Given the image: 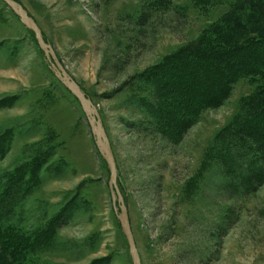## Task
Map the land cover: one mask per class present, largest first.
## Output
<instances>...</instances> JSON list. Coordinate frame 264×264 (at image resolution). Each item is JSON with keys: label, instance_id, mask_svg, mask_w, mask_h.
<instances>
[{"label": "rangeland", "instance_id": "374dc122", "mask_svg": "<svg viewBox=\"0 0 264 264\" xmlns=\"http://www.w3.org/2000/svg\"><path fill=\"white\" fill-rule=\"evenodd\" d=\"M17 1L99 111L142 264H264V175L247 187L207 159L218 131L245 113L257 82L238 78L223 102L183 124L181 114L171 120L170 112L188 106L180 81L186 74L193 79L197 63L190 56L162 64L208 25L232 16L242 0ZM215 76L191 82V104ZM3 139L0 177H13L25 164L28 172L10 219L37 237L27 259L133 264L110 171L79 100L49 68L32 31L0 0Z\"/></svg>", "mask_w": 264, "mask_h": 264}, {"label": "trees", "instance_id": "16d2710c", "mask_svg": "<svg viewBox=\"0 0 264 264\" xmlns=\"http://www.w3.org/2000/svg\"><path fill=\"white\" fill-rule=\"evenodd\" d=\"M235 8L232 16L208 25L195 40L175 50L162 64L190 56L197 63L198 68L192 73L193 79L186 74L188 79L182 78L180 81L183 88L180 95L182 98L183 95L184 98L190 96L188 100L192 99L193 94L189 88L193 84L191 82L196 83L198 77L202 81L201 76L205 77L206 74L216 75L193 105L187 100L188 106L182 111L174 112L173 109L170 112L173 116L171 120L175 118V113L178 116L181 114L183 124L191 122L206 107L223 102L238 78L249 77L257 82L255 92L243 102L245 113L236 114L228 125L218 131L207 156V159H214L223 166L227 175L238 177L243 185L249 187L251 182L259 184L264 175L263 168L259 166V162L264 164V0H242ZM238 49H246V52L242 58L233 61L229 55ZM160 92L159 96L162 94ZM163 99L161 95L160 103ZM171 125L167 124V128H171ZM0 141L2 155L8 145H5L4 139ZM30 164L29 161L27 165ZM25 165L17 168L13 177L11 174L0 177V264H33L26 254L31 251L30 247L37 237H30L10 221L19 202L16 195L20 182L28 174Z\"/></svg>", "mask_w": 264, "mask_h": 264}, {"label": "water", "instance_id": "95a60500", "mask_svg": "<svg viewBox=\"0 0 264 264\" xmlns=\"http://www.w3.org/2000/svg\"><path fill=\"white\" fill-rule=\"evenodd\" d=\"M2 1H4L16 13L20 21L34 33L36 41L44 53L49 68L54 72L55 76L62 82V84L79 100L82 110L85 113L87 121L90 125L96 147L107 163L110 171L108 184L111 192L113 207L128 241L132 263L142 264L132 232L128 210L117 185V165L115 156L98 109L94 105L92 99L67 72L59 60L55 50L51 44L46 41L41 28L35 19L29 14L28 10L17 0Z\"/></svg>", "mask_w": 264, "mask_h": 264}]
</instances>
